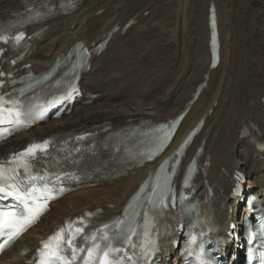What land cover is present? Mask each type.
Returning <instances> with one entry per match:
<instances>
[{
  "label": "bare ground",
  "instance_id": "1",
  "mask_svg": "<svg viewBox=\"0 0 264 264\" xmlns=\"http://www.w3.org/2000/svg\"><path fill=\"white\" fill-rule=\"evenodd\" d=\"M44 1L0 0V23L13 22L29 5ZM180 1L185 46L177 73L162 88L147 87L152 86L147 82L149 74L137 69L142 55L133 61L134 56L125 50L123 57L119 44L126 24L144 22V10L135 13V0H80L65 14L58 13L59 0H54L50 16L28 31L27 36L39 34L27 41L28 56L20 66L29 65V71L42 73L68 56L76 44L93 52L118 28L82 76L79 102L59 119L1 143L0 156L33 140L95 127L118 128L125 139L160 125L175 124L176 133L156 161L93 182L54 203L38 225L3 255L0 264H25L31 254L21 252H35L53 228L83 211H99L101 221L118 216L164 166L169 196L177 199L194 157L200 171L193 175L192 190L201 201L212 198L219 221L232 223L236 245L229 246L228 252L237 253L242 223L235 210L243 212L242 200L248 194L264 203V0ZM210 15L218 49L215 68L210 67ZM142 24L126 33H145L148 25ZM122 59L125 68L116 69L113 64ZM247 129L254 131V142L244 137ZM233 189L239 190L235 196ZM173 254L170 264H178Z\"/></svg>",
  "mask_w": 264,
  "mask_h": 264
},
{
  "label": "snow or ice",
  "instance_id": "2",
  "mask_svg": "<svg viewBox=\"0 0 264 264\" xmlns=\"http://www.w3.org/2000/svg\"><path fill=\"white\" fill-rule=\"evenodd\" d=\"M39 15L40 14L37 13V16ZM22 37L23 33H20L17 39L19 40ZM0 39H3V37L0 36ZM213 42L215 43V37ZM13 63H15V61H13ZM3 75L4 73H0V76ZM0 86H2V82H0ZM7 104L8 101L0 97V124H21L23 122L21 117L26 114L22 113L16 106L18 102L11 101V106H6ZM4 138L5 136L0 133V139ZM167 139L168 133L165 132L164 137L156 147L157 152L163 148L164 140ZM46 149L47 142L33 145L26 149L25 152L16 154L11 158V161L8 163L9 165L15 163L14 167H5L3 164H0V202L6 201L9 198L15 201V203L10 204L0 203V232L6 228L12 229L6 233L8 240L5 241V243L13 240L23 230L35 222L40 213L45 210L44 205L47 203V200L54 198V194H59L64 191V188L60 187L59 191L55 192L57 185L61 183L62 176L79 179L69 173L57 175L55 173H50L44 168H34L33 163L35 162L37 150L46 151ZM148 158L151 159V155H149ZM36 193H40V195H36ZM41 200H43L44 203L38 204L37 202ZM115 223L119 224L121 222L116 221ZM109 227L108 224H105L102 229H98L97 231L101 233L99 237L96 233L87 237L92 243L91 246L86 249L87 255L79 257V259L82 260V264H120L116 254L121 253L124 249L112 246V237H110L106 231ZM63 232L64 229H61L55 236L49 238L50 241H56L55 245L48 242L44 243V248L40 253L42 257L40 264H73V262L78 259V253L85 251L84 248H77L73 244L74 237L70 235L66 244L67 247L71 249V255H66L63 247L64 240L61 235ZM81 232H83L82 227L75 228L76 234ZM128 232L133 235L135 234L132 229H129ZM120 235H123L124 242L135 247V245H132L131 235L127 233L117 234L118 237ZM194 239L195 238H193V240ZM97 240L102 241L103 246L101 243H98ZM2 247L3 245H0V248ZM129 259L131 258L129 257Z\"/></svg>",
  "mask_w": 264,
  "mask_h": 264
},
{
  "label": "rangeland",
  "instance_id": "3",
  "mask_svg": "<svg viewBox=\"0 0 264 264\" xmlns=\"http://www.w3.org/2000/svg\"><path fill=\"white\" fill-rule=\"evenodd\" d=\"M180 4V0H135V13L137 9L140 12L144 10L142 23H145V26L148 25V28L143 34L134 30L129 34H123L119 44L122 45L123 57L125 50L129 56H134L133 61L138 59V55H142L137 69L149 74L147 82H150L152 86L147 87L166 86L179 69L182 50L185 46L183 24L179 15ZM142 23L134 26H141ZM154 23L156 25L149 26ZM117 62L119 61L113 64L116 69L125 68V60L122 59L121 63ZM165 72L168 73L167 79L163 78ZM154 75L160 77L154 80Z\"/></svg>",
  "mask_w": 264,
  "mask_h": 264
}]
</instances>
